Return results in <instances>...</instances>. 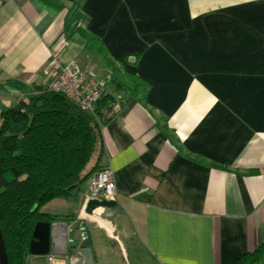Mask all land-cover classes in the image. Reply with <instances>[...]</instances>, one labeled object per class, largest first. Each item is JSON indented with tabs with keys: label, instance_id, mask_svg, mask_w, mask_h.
I'll use <instances>...</instances> for the list:
<instances>
[{
	"label": "crops",
	"instance_id": "crops-1",
	"mask_svg": "<svg viewBox=\"0 0 264 264\" xmlns=\"http://www.w3.org/2000/svg\"><path fill=\"white\" fill-rule=\"evenodd\" d=\"M79 28L145 83V103ZM56 48L61 65L76 62L100 83L94 109L115 101L87 170H112L116 205L84 213L90 176L73 197L46 203L40 213L65 218L51 222L49 254L24 264H83L74 251L83 247L95 264H235L259 248L264 0H0V125L45 88Z\"/></svg>",
	"mask_w": 264,
	"mask_h": 264
},
{
	"label": "trees",
	"instance_id": "trees-1",
	"mask_svg": "<svg viewBox=\"0 0 264 264\" xmlns=\"http://www.w3.org/2000/svg\"><path fill=\"white\" fill-rule=\"evenodd\" d=\"M78 33L126 87L129 97L145 103V83L122 71L97 37L80 28ZM114 105L113 99L104 97L90 114L63 94L44 88L27 103L1 113L0 229L8 264H24L37 222L65 218L39 210L54 199L73 197L97 170L96 165L87 168L94 153L101 151L100 130L114 116ZM193 159L203 162L198 156ZM263 254L264 242L235 264H255Z\"/></svg>",
	"mask_w": 264,
	"mask_h": 264
},
{
	"label": "built area",
	"instance_id": "built-area-1",
	"mask_svg": "<svg viewBox=\"0 0 264 264\" xmlns=\"http://www.w3.org/2000/svg\"><path fill=\"white\" fill-rule=\"evenodd\" d=\"M59 45L64 46L66 39L61 37ZM45 88L63 94L80 109L92 114L94 105L101 95L100 83L89 79L86 73L77 65L70 62L67 65L60 63V51L56 48L50 51V59L44 67ZM116 191L112 170L104 167L94 171L88 179V189L85 193V203L90 199L98 201L115 200ZM95 210L88 217L94 216ZM53 263L54 257H48Z\"/></svg>",
	"mask_w": 264,
	"mask_h": 264
},
{
	"label": "water",
	"instance_id": "water-1",
	"mask_svg": "<svg viewBox=\"0 0 264 264\" xmlns=\"http://www.w3.org/2000/svg\"><path fill=\"white\" fill-rule=\"evenodd\" d=\"M39 91L42 87H38ZM116 205V201H106V200H95L90 199L85 203L84 213L86 215H91L94 210L98 208H112ZM53 236V226L51 222L40 221L34 225L32 231V240L29 244L28 254L36 256H46L50 252V245ZM76 253H80L83 256V264H95L92 252L89 248H78L74 249ZM0 264H8V258L6 253V247L3 239V235L0 229Z\"/></svg>",
	"mask_w": 264,
	"mask_h": 264
},
{
	"label": "rangeland",
	"instance_id": "rangeland-1",
	"mask_svg": "<svg viewBox=\"0 0 264 264\" xmlns=\"http://www.w3.org/2000/svg\"><path fill=\"white\" fill-rule=\"evenodd\" d=\"M95 161V158H92L91 161H90V165L93 164ZM261 261L257 262V263H260Z\"/></svg>",
	"mask_w": 264,
	"mask_h": 264
},
{
	"label": "bare ground",
	"instance_id": "bare-ground-1",
	"mask_svg": "<svg viewBox=\"0 0 264 264\" xmlns=\"http://www.w3.org/2000/svg\"><path fill=\"white\" fill-rule=\"evenodd\" d=\"M101 208H98L97 210H100Z\"/></svg>",
	"mask_w": 264,
	"mask_h": 264
}]
</instances>
